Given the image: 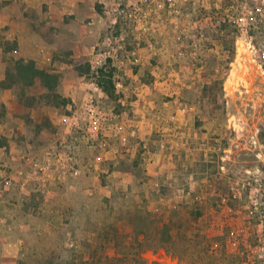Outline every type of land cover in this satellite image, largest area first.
<instances>
[{
	"label": "rangeland",
	"instance_id": "374dc122",
	"mask_svg": "<svg viewBox=\"0 0 264 264\" xmlns=\"http://www.w3.org/2000/svg\"><path fill=\"white\" fill-rule=\"evenodd\" d=\"M60 1L26 45L0 17V81L35 59L69 100L14 85L0 107V176L13 180L0 264L227 263L208 249L245 224L249 190L235 201L231 188L264 176V22L235 30L230 0ZM104 65L120 84L110 95L94 75ZM32 159L50 160L45 188Z\"/></svg>",
	"mask_w": 264,
	"mask_h": 264
},
{
	"label": "built area",
	"instance_id": "2783aa9c",
	"mask_svg": "<svg viewBox=\"0 0 264 264\" xmlns=\"http://www.w3.org/2000/svg\"><path fill=\"white\" fill-rule=\"evenodd\" d=\"M205 2H208V0ZM214 4L217 6L216 0ZM170 5L172 6L173 3ZM227 13L225 19L230 23H234L237 30L242 27L240 25L242 21H248L250 23L264 22V0L259 2L230 0ZM261 52L264 54V44ZM115 87H120V84L116 82ZM97 129L98 127L94 123V130L96 132ZM61 159V170H64V159ZM29 162L33 166L34 175H39L38 177L43 182L42 186L45 188L47 180L44 176L48 174L49 166H52L50 160L48 159L44 165L39 164L35 159L29 160ZM68 171L71 176L78 175V170L74 167H70ZM12 181L11 175L0 176V197L6 190L10 189L13 184ZM235 186H240L239 190L235 187L231 188L230 194L235 201L242 200V192L245 189L249 190V205L244 208L245 215L243 217L240 216L245 221V224L239 228L231 229L226 234L221 235L220 240L212 242L209 246L208 253L211 257L218 260L221 258L226 259L227 263L225 264H264V176L257 177L256 175H252L246 181L241 183L237 181ZM70 245L73 246L72 243ZM150 262L155 264H178L176 260L163 255L152 257Z\"/></svg>",
	"mask_w": 264,
	"mask_h": 264
},
{
	"label": "trees",
	"instance_id": "16d2710c",
	"mask_svg": "<svg viewBox=\"0 0 264 264\" xmlns=\"http://www.w3.org/2000/svg\"><path fill=\"white\" fill-rule=\"evenodd\" d=\"M218 16L214 19L217 20ZM218 21V20H217ZM237 30L236 27H234ZM6 51H14L17 49L15 43H6ZM106 65L98 69L95 74L96 84L102 92L106 95H110L111 91H114L115 82L112 80L111 70L106 72ZM79 70V69H78ZM81 74H91V67L88 65L84 70H80ZM36 83H39L40 87L45 91V97L51 98L53 104L57 107L66 106L69 100L64 98L58 91L60 87V76L55 72H48L44 69L37 67L33 60H14L11 67L6 71L5 77L0 81V89H10L14 85H20L23 88L32 87ZM3 146V142L0 139V147Z\"/></svg>",
	"mask_w": 264,
	"mask_h": 264
},
{
	"label": "crops",
	"instance_id": "0c3cea01",
	"mask_svg": "<svg viewBox=\"0 0 264 264\" xmlns=\"http://www.w3.org/2000/svg\"><path fill=\"white\" fill-rule=\"evenodd\" d=\"M67 8H69L67 1L13 0L0 3V17L4 15V20H6L5 25L10 27V33L17 36L18 45L21 43L26 45L28 39L31 37L36 39L40 35L34 27H38L40 30L41 21L47 17H54L59 11L63 14V11ZM31 28L32 31L30 30ZM8 90L10 89H0V107H4L7 111L11 108L12 104H15L13 96L9 93L7 94ZM0 221V224L4 222L2 219ZM15 262H18V258H15Z\"/></svg>",
	"mask_w": 264,
	"mask_h": 264
},
{
	"label": "bare ground",
	"instance_id": "6f19581e",
	"mask_svg": "<svg viewBox=\"0 0 264 264\" xmlns=\"http://www.w3.org/2000/svg\"><path fill=\"white\" fill-rule=\"evenodd\" d=\"M239 49V48H238ZM239 52V51H238ZM237 74V73H236ZM235 77V76H234ZM239 79V78H238Z\"/></svg>",
	"mask_w": 264,
	"mask_h": 264
}]
</instances>
